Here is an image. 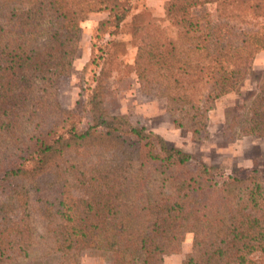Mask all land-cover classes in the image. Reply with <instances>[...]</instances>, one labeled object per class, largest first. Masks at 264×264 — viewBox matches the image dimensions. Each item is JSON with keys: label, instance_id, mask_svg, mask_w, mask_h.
I'll list each match as a JSON object with an SVG mask.
<instances>
[{"label": "trees", "instance_id": "1", "mask_svg": "<svg viewBox=\"0 0 264 264\" xmlns=\"http://www.w3.org/2000/svg\"><path fill=\"white\" fill-rule=\"evenodd\" d=\"M142 1L0 0V264H81L85 250L112 264H164L187 234L182 264H260L258 177L216 182L212 168H192L190 154L111 114L104 67L79 109L61 110L58 83L73 70L85 21L107 14L92 40L110 44ZM144 8L131 25L140 89L164 99L175 127L197 140L264 51V0H167L176 37ZM224 130L228 141L264 138V80L226 109Z\"/></svg>", "mask_w": 264, "mask_h": 264}, {"label": "rangeland", "instance_id": "2", "mask_svg": "<svg viewBox=\"0 0 264 264\" xmlns=\"http://www.w3.org/2000/svg\"><path fill=\"white\" fill-rule=\"evenodd\" d=\"M142 2L133 4L130 16L122 25L120 33L113 37L112 43L90 41L89 34L81 38L79 56L71 74L58 83L61 110L69 113L79 109V104L87 100L97 85L99 71L104 67V86L111 93L107 99L111 114L126 115L133 126L144 128L147 134L161 136L169 147H176L190 154L192 168L202 164L212 168L216 182L256 176L264 185V138L247 136L228 141L224 130L226 109L251 98L264 80V51L257 54L253 71L246 77L239 91L228 94L215 103L209 114L207 130L196 140L189 131L175 127L174 116L167 111L164 99L146 95L140 89L133 71L137 42L131 35V25L134 16L145 9L146 5ZM147 9L155 17V24L162 25L171 37H176V29L166 20L164 7L160 5L158 8ZM209 10L214 12L215 7L212 6ZM88 31L86 32L89 33ZM90 44L94 45L92 56ZM85 46H89L88 49H84ZM193 238V234H187L179 251L164 257V264H182L192 250ZM255 258L260 264H264L263 255L258 254ZM55 263L49 257L33 264ZM81 264H112V261L108 254L85 250L81 254Z\"/></svg>", "mask_w": 264, "mask_h": 264}, {"label": "crops", "instance_id": "3", "mask_svg": "<svg viewBox=\"0 0 264 264\" xmlns=\"http://www.w3.org/2000/svg\"><path fill=\"white\" fill-rule=\"evenodd\" d=\"M143 1L147 7H149L150 9H154V8L160 7V5L162 7H164V4L167 0H143ZM106 18H107V14H105V13L91 14L89 16L88 20L85 21V23L83 24V35H82L83 37L82 38H85L86 34H89L90 35V41H92L93 33H94L95 27L97 26L98 22L103 20V19H106ZM87 30H89L90 32L88 31L89 33H87L86 32ZM91 45L92 44H90V48H89L90 50H91ZM88 47L85 46L84 49H88Z\"/></svg>", "mask_w": 264, "mask_h": 264}]
</instances>
